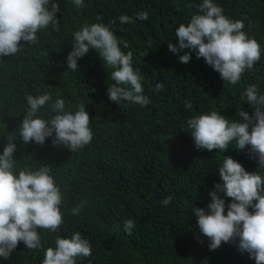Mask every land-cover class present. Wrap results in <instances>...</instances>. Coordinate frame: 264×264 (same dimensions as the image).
<instances>
[{"label":"trees","instance_id":"1","mask_svg":"<svg viewBox=\"0 0 264 264\" xmlns=\"http://www.w3.org/2000/svg\"><path fill=\"white\" fill-rule=\"evenodd\" d=\"M215 2L224 15L243 21V30L260 45V60L237 85L224 87L203 58L181 64L180 53L168 51L169 40L176 44L175 27L187 23L200 0H84L79 9L71 0H58L54 28L38 32L37 43L25 45L15 57H0V136L4 131L16 136L25 95L44 92L63 98L72 110L85 107L93 133L89 145L76 152L53 146L50 138L43 145L15 142L13 158L19 167L51 168L62 192L63 223L58 233L42 234L40 250L18 243L0 264H40L43 248L56 235L73 231H79L92 249L78 264H254L234 244L222 243L209 251L205 238L194 231L190 213L192 204H207L221 156L247 166L252 160L247 149L229 148L222 154L215 149L196 150L186 119L210 111L234 119L239 106L251 114L241 96L244 87L257 84L264 91V0ZM137 11H147V20L124 25L117 21L120 14L134 17ZM89 23L108 26L121 50L132 53V67L143 77L149 105L118 106L109 101L111 70L102 66L94 50L78 60L77 72L67 71L64 61L72 33ZM156 83L162 86L158 91ZM186 101L191 102V110L184 108ZM5 144L0 137V149ZM168 196L170 203L161 206L159 201ZM82 200L79 216H73L71 208ZM126 219L135 222L131 235L122 231Z\"/></svg>","mask_w":264,"mask_h":264},{"label":"clouds","instance_id":"2","mask_svg":"<svg viewBox=\"0 0 264 264\" xmlns=\"http://www.w3.org/2000/svg\"><path fill=\"white\" fill-rule=\"evenodd\" d=\"M71 4L79 9L84 0H71ZM196 9L186 24L175 27L176 44L169 40L168 51L173 55L180 53L177 59L181 64L203 58L224 87L237 85L260 60V45L243 30V21L224 15L215 0H200ZM58 11V0H0V57H15L25 45L36 44L38 32L58 24ZM147 18V11H137L134 17L122 13L117 21L124 25ZM90 49L96 52L102 66L111 70L108 79L112 83L106 88L109 101L140 108L151 103L144 94L142 75L132 67V53L123 52L116 35L102 23L83 24L72 33L71 50L64 61L67 71L77 72L78 60L90 56ZM161 87L156 83L154 90ZM241 96L251 114L239 106L234 119L210 111L185 121L196 150L215 149L222 154L229 148L247 149L252 160L247 166L230 156H221L216 165L218 180L207 192V204H192L190 213L194 216V231L205 238L209 251L222 243L234 244L237 252L247 254L254 264H264V91L257 84H248ZM24 101L16 136L5 131L0 136L6 140L0 149V262L9 259L18 243L28 250H40L42 234L58 233L63 223L62 192L51 168L42 164L19 167L13 158L15 142L43 145L50 138L53 146L76 152L89 145L93 136L85 107L72 110L65 106L63 98H53L47 92L27 94ZM184 108L191 110V102L186 101ZM170 200V196L162 198L159 204L167 206ZM84 204L82 200L72 207L71 214L79 216ZM134 227L132 219L122 222L126 235H131ZM91 251L89 241L79 231L63 237L56 235L52 244L43 248L40 264H78Z\"/></svg>","mask_w":264,"mask_h":264}]
</instances>
